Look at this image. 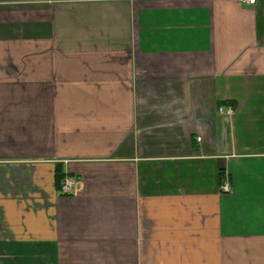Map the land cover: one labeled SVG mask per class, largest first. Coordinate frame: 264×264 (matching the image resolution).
I'll return each instance as SVG.
<instances>
[{"label":"crops","instance_id":"0c3cea01","mask_svg":"<svg viewBox=\"0 0 264 264\" xmlns=\"http://www.w3.org/2000/svg\"><path fill=\"white\" fill-rule=\"evenodd\" d=\"M0 264H264V0H0Z\"/></svg>","mask_w":264,"mask_h":264},{"label":"built area","instance_id":"2783aa9c","mask_svg":"<svg viewBox=\"0 0 264 264\" xmlns=\"http://www.w3.org/2000/svg\"><path fill=\"white\" fill-rule=\"evenodd\" d=\"M240 3H245L247 5L253 6L255 5L256 0H238ZM221 112V109H220ZM228 113H231V110L228 111ZM77 187V181L69 176H65L62 178V180L59 183V194L61 196H71L74 194ZM223 190L225 192L229 191L228 186H223Z\"/></svg>","mask_w":264,"mask_h":264},{"label":"trees","instance_id":"16d2710c","mask_svg":"<svg viewBox=\"0 0 264 264\" xmlns=\"http://www.w3.org/2000/svg\"><path fill=\"white\" fill-rule=\"evenodd\" d=\"M62 180V178L59 179V182Z\"/></svg>","mask_w":264,"mask_h":264}]
</instances>
